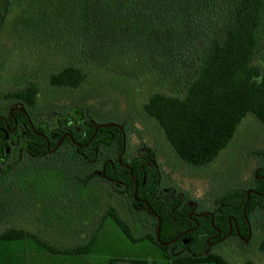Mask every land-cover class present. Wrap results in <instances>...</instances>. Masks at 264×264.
I'll list each match as a JSON object with an SVG mask.
<instances>
[{
    "label": "trees",
    "instance_id": "obj_1",
    "mask_svg": "<svg viewBox=\"0 0 264 264\" xmlns=\"http://www.w3.org/2000/svg\"><path fill=\"white\" fill-rule=\"evenodd\" d=\"M1 31L7 33L6 45L25 43L35 51L30 56L36 55L37 61L28 57L25 60L28 63L20 71L27 68L37 73L54 66L47 73V84L53 88H79L87 79L86 68L90 63L109 64L108 68L124 72L132 64L139 65L149 84L166 89L151 92L142 104V113L156 125L176 158L186 165L201 168L213 163L231 143L246 117L264 128V66L257 62L264 41V0H0ZM12 44L11 48L1 49L0 53L5 52L2 57L14 50ZM9 70L8 73H14ZM181 73L185 75L178 78ZM175 79L178 80L175 88L168 89L166 84ZM96 90L100 89L91 90L86 98L91 97V102L97 100L98 104L91 103L94 108L87 105L85 112L100 122H121L116 117L120 115L118 110L114 112L108 98ZM38 95L37 85L27 82L4 98L9 107L17 104L33 107ZM96 109L102 112L97 113ZM122 114L124 117L127 112ZM16 119L19 121L22 115L18 114ZM12 127L10 123L9 128ZM6 130L0 120V159L9 150L4 139ZM27 131L26 136L8 134L33 143L25 149V160L10 169H4L0 160V241L31 239L53 255H84L104 221L110 218L131 243L150 242L171 264H229L220 257L173 258L160 245L175 230L183 228L186 220L179 217L173 221L168 204L156 205L153 179L147 178L141 186L139 177L136 196L142 194L155 215L131 213L133 222L129 224L117 208L103 201L102 196L110 198L109 194L101 195L94 189L90 158L80 156H89L88 153L78 152L68 138L53 152H47L46 142L32 130ZM35 131L45 133L40 126ZM88 132L90 136L93 129ZM95 137L100 139L101 148L105 147L106 139H111L109 144L115 148L120 147L121 135L116 127L99 128ZM54 147L55 143L50 146ZM131 169L133 176H137V168ZM47 172H53L60 183L48 192L49 197L43 198L45 191L38 186L46 183ZM122 178L128 184L127 198L133 202L134 186L128 171H124ZM91 195L96 197L93 199ZM222 200L243 204L245 196L229 193ZM34 202L41 205L34 207ZM69 204L84 205L92 211L84 217L86 225L82 222L77 233L71 230L67 235L45 233L47 236L42 240L30 225L37 218L26 219L24 215L26 209L53 211ZM125 210L130 214L126 207ZM48 219L46 214L36 222ZM133 230L144 234L136 236ZM77 240L80 245H75ZM60 241L69 244L62 245ZM257 248L264 255V234Z\"/></svg>",
    "mask_w": 264,
    "mask_h": 264
},
{
    "label": "rangeland",
    "instance_id": "obj_2",
    "mask_svg": "<svg viewBox=\"0 0 264 264\" xmlns=\"http://www.w3.org/2000/svg\"><path fill=\"white\" fill-rule=\"evenodd\" d=\"M6 34L4 31L0 33V51L5 47L11 48L12 42L6 45ZM12 45L14 50H10L7 56L2 57L5 52H1L3 54L0 53V114H5V111L9 108L4 98L5 95L14 89L22 87L27 82L36 84L39 89L36 101L37 109H31V115L33 119L40 116L44 121L50 120L53 111L59 114H68L71 110L70 108L88 107L87 105H91L93 99L86 97L89 96L91 90L94 91L99 88L100 90L96 91H102L101 96L108 98L110 104L113 105H111L112 110L114 112L118 110L120 113L116 117L121 118V122H124L127 128L132 127L135 129V135L139 136L138 139L151 146L158 153V162L165 167V172L168 173L171 170L175 172L170 173L175 176V181L177 179L180 180L183 191L188 194V197L191 196L193 199L200 197L205 187H207L200 180H206V182L208 181L209 184L213 183V185L219 184L224 177L233 179V176H238V172L241 171L240 185L245 187V183L251 177L254 164L259 160L257 157L254 159L251 156L254 152L264 150V128L253 118L246 117L243 119L231 143L221 152L211 166L191 168V166L182 163L176 158L156 125L143 115L141 107L147 96L156 89L163 91H166V89L161 87L159 89L156 85L149 84L146 81V77L144 78V75L141 74L139 65L132 64V67L124 72L123 69H117V71L108 68L111 66L109 64L94 65L90 63L86 68L87 79L79 88H53L47 84V73L54 66H47L37 73L35 70L27 68H23L20 71L21 67L28 63L25 61L28 57L32 58L34 62L37 61L36 55L30 56L35 51L32 52L30 50L31 47L25 45V43H15L16 46ZM257 62L264 66V41L258 53ZM9 68L14 73H8L10 71ZM181 74H178L177 77L185 75V73ZM175 81L178 80L175 79L174 82L172 80V82L166 84L168 89L175 88ZM114 101L118 102L119 105ZM92 104H98L97 100H94ZM52 107L59 109H49ZM91 107L93 106L91 105ZM85 110L83 109V111ZM106 110L109 112V109ZM100 111L102 112V109H96L97 113ZM122 112H127V114H124L123 117ZM130 139L131 144L135 143L136 137L132 136ZM78 171L83 174L80 169ZM45 182V184L38 186L39 189L45 191L43 198L44 196H50L48 192L53 191L54 187L59 185L60 180L54 176L53 172H47ZM190 185L193 186V191L188 188L191 187ZM44 188H47V190ZM99 191L101 195H108V190L106 189L101 188ZM94 193L97 194L96 192ZM91 196L93 199L96 197L95 195ZM102 197L106 204L111 203L112 206L118 209L121 217L127 223L130 224L129 221L133 222L132 214L127 213L125 204L117 199L116 196L113 195L110 198ZM80 204H69L66 208L61 207L60 210L53 211L43 209L27 211L26 209V213L23 214L26 219L33 218L36 220L37 218L36 221L42 220V217L44 218L46 214L49 216V219L45 222L37 223L34 221L30 223L37 236L43 240L46 238L45 233L49 236H58L60 234L67 235L70 230L72 232L76 231V233L79 232L80 226L83 223L86 225V218L84 219V217L92 212L86 210L88 207ZM40 205V202H34L33 206L38 207ZM102 207L105 208L104 205ZM20 210L23 211L25 209L21 208ZM22 219H24V216ZM20 222L18 227L21 224ZM261 222H263L261 218H254V224L258 227V230H255L254 240L249 246H229L222 250L221 255L229 264H244L245 262L264 264V255L257 248L258 241L264 234V230L260 229ZM136 223L140 224L139 222ZM30 225L29 229H31ZM21 226L25 227V224ZM133 231L136 236L144 234L140 231ZM63 235L60 238H63ZM60 243L62 245L69 244L65 241H60ZM75 245H80V241L77 240ZM111 261H114L112 264H132L131 261H146L147 264H171L165 259L162 251L150 244V242L131 243L110 218L104 221L95 242L84 255H53L39 247L31 239L0 241V264H110Z\"/></svg>",
    "mask_w": 264,
    "mask_h": 264
},
{
    "label": "flooded vegetation",
    "instance_id": "obj_3",
    "mask_svg": "<svg viewBox=\"0 0 264 264\" xmlns=\"http://www.w3.org/2000/svg\"><path fill=\"white\" fill-rule=\"evenodd\" d=\"M27 109L37 108L36 106L27 107L17 104L9 107L5 114H0V120L7 129L4 139L9 144L6 156L4 159H0L1 162H4V169L21 164L25 160V154L27 155L25 150L27 145H33L29 140H21L18 137L11 138L8 134L19 133L26 136L27 130L30 129L33 134L46 142V148L49 149L47 152H53L65 138H68L74 148L78 149V152L81 150L88 153L89 156L83 154L80 156H83L84 159L90 158L92 169L90 175L94 189L108 190L110 196H116L125 204L129 213L155 215L143 195L136 196L138 178L140 177L141 186L146 184L147 178L153 179L152 190L156 205L159 206L160 202L163 205L168 204L173 221L179 217L186 220L183 228L175 230L167 242L160 243L162 247L169 250L171 257L223 258L221 253L225 247H246L254 240L255 230H258L254 224V218L259 217L263 220L260 229L264 230V150L258 151L259 154L257 152L252 154V158L257 157L259 160L255 162L252 175L245 183V187L240 185L242 172L239 171L238 176H233V179L224 177L219 184L213 185L206 180H200L207 187L200 197L193 199L191 196L188 197L186 192L184 193L180 180L175 181V176L170 173L174 171L165 172V167L158 162V153L151 146L141 142L138 139L139 136L135 135V129L127 128L124 122H100L83 111L82 109H87L83 107L70 108L68 114H59L53 111L50 120L44 121L40 116L33 119L31 110ZM17 113L22 115V119L19 121L16 119ZM15 115L16 117H14ZM10 123L13 124L12 129L9 128ZM39 126L45 133H36L35 128ZM107 127H116L120 131L119 148L109 144L111 139H106L105 147L99 146L100 139L95 137L97 131L99 128ZM90 129H93V133L89 136L88 130ZM58 134L60 137L57 138ZM132 136L136 139L135 143L131 144L130 137ZM54 143L56 147L50 148ZM213 163L201 168L211 166ZM132 167L137 168V176H133ZM191 168L196 167L191 166ZM124 171H128L134 186L133 202L127 198L128 184L122 178ZM188 188H191V191L194 189L193 186ZM237 192L244 194L245 202L243 204L236 200L230 202L222 200L223 195L229 193L234 195ZM166 198L171 201L166 203Z\"/></svg>",
    "mask_w": 264,
    "mask_h": 264
}]
</instances>
